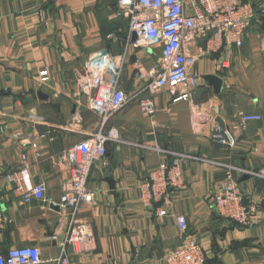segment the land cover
Returning <instances> with one entry per match:
<instances>
[{
	"label": "crops",
	"instance_id": "obj_1",
	"mask_svg": "<svg viewBox=\"0 0 264 264\" xmlns=\"http://www.w3.org/2000/svg\"><path fill=\"white\" fill-rule=\"evenodd\" d=\"M116 11L115 0H0V207L10 221L0 230V253L34 246L42 264L59 255L66 219L59 208L65 171L58 159L81 137L68 129L88 132L98 122L92 112L77 109L73 80L89 56L106 50L118 58L124 50L127 22L116 19ZM207 44L208 39L187 47L198 82L188 101L173 103L170 95H154L150 98L157 111L148 118L134 98L110 125L132 144H156L200 160L257 170L264 165V19L253 20L240 48L199 54ZM127 52L121 85L131 95L139 91L136 59L149 68L152 52L130 46ZM220 60H226L227 69ZM41 71L48 72L47 84L41 82ZM250 114L261 118L237 133L234 150L212 141L209 128L218 120L233 127ZM47 128H56L50 141L31 144L26 138ZM106 150L88 181L94 202L81 213L92 228V244L88 255L72 256L73 261L164 264L163 258L183 239L175 221L181 215L186 219L184 238L202 245L208 264H264V182L238 179L245 203H257L259 222L253 229L237 228L212 210L210 197L222 181V169L187 160L181 167L186 189L170 192L168 215L161 217L155 213L159 204L146 208L140 203L139 187L168 159L132 146ZM20 167L29 169L32 184L45 185L43 201L25 205L14 186L5 183L4 177Z\"/></svg>",
	"mask_w": 264,
	"mask_h": 264
},
{
	"label": "built area",
	"instance_id": "obj_2",
	"mask_svg": "<svg viewBox=\"0 0 264 264\" xmlns=\"http://www.w3.org/2000/svg\"><path fill=\"white\" fill-rule=\"evenodd\" d=\"M115 4V18L127 22L124 50L118 58L108 52L89 56L82 71L73 80L77 109L84 108L92 112L98 122L94 130L89 132L68 129L81 137L64 150L58 159L65 171L59 208L64 212L66 226L58 244L59 255L47 261L50 264H79L71 257L89 253L93 231L81 213L94 202L95 192L89 188L88 181L94 163L106 157L108 146L116 151H120L122 146H132L168 159V162L160 161L139 187L138 197L144 207L160 205L155 211L157 216L168 215L166 208L171 204L172 190L186 189L181 167L182 163L192 160L207 162L223 171L222 181L210 197L212 210L220 218L241 229H253L259 222L257 203H245L247 197L242 194L238 179L246 177L264 182V165L248 171L221 161L209 162L188 154L169 152L156 144H132L120 137L110 121L134 98L141 114L148 118H153L157 111L155 100L150 98L154 95H170L173 103L188 101L198 82L197 75L191 71L187 47L208 39L206 48H200L199 54L215 52L224 46L240 48L253 20L256 17L264 19V0H115ZM132 34L136 36L133 44ZM129 46L142 52H152L155 48L160 51L157 62L149 68L136 59L134 68L139 91L131 95L121 85L124 67L129 60ZM225 62L220 60L219 63L223 69L228 68ZM40 79L43 84H47L50 81L48 72L41 71ZM260 118L259 115H242L233 127L213 124L209 128L210 137L218 146L234 150L237 133L244 131L246 124ZM80 123V120L74 119L75 126ZM54 131L56 128L41 132L33 130L26 138L31 144L37 139L50 141V133ZM16 136L21 137L19 134ZM4 180L7 185L14 186V192L25 205L31 200L43 201L45 185L32 184L27 167L18 168L6 175ZM175 221L183 239L163 258L164 264H208L202 245L195 239L184 238L187 233L185 217L176 215ZM8 224L10 221L0 207V230ZM42 263L40 250L34 246H14L0 253V264Z\"/></svg>",
	"mask_w": 264,
	"mask_h": 264
},
{
	"label": "rangeland",
	"instance_id": "obj_3",
	"mask_svg": "<svg viewBox=\"0 0 264 264\" xmlns=\"http://www.w3.org/2000/svg\"><path fill=\"white\" fill-rule=\"evenodd\" d=\"M159 56H160V51H159V49H158V48L153 49V50H152V55H151V57H149V63H148V64H150L149 67H151L153 64H155V63L157 62ZM84 111H85V110H84ZM85 113H87V112H85ZM87 114H88V113H87ZM88 115H89V114H88ZM90 115H91V113H90ZM97 121H98V120H97ZM95 126H96V122L90 124V126L88 127V132L94 130Z\"/></svg>",
	"mask_w": 264,
	"mask_h": 264
},
{
	"label": "water",
	"instance_id": "obj_4",
	"mask_svg": "<svg viewBox=\"0 0 264 264\" xmlns=\"http://www.w3.org/2000/svg\"><path fill=\"white\" fill-rule=\"evenodd\" d=\"M132 36V38H131V43L133 44V43H135V40H136V36H134V34H132L131 35ZM102 54H105L106 53V50H103V52H101ZM132 62H134L135 61V57H132ZM216 84H218L219 82L218 81H216L215 82ZM217 124H219L220 126H222V123L218 120V123Z\"/></svg>",
	"mask_w": 264,
	"mask_h": 264
}]
</instances>
